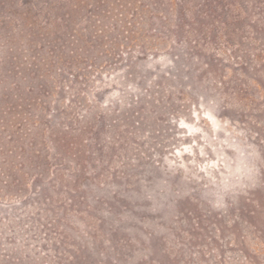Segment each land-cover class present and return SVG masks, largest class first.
Segmentation results:
<instances>
[{
    "label": "rangeland",
    "instance_id": "rangeland-1",
    "mask_svg": "<svg viewBox=\"0 0 264 264\" xmlns=\"http://www.w3.org/2000/svg\"><path fill=\"white\" fill-rule=\"evenodd\" d=\"M104 1L100 15L90 2L72 26L92 19L108 32L106 48L114 28L159 40L139 58L142 34L131 47L123 40L116 63L101 70L130 65L97 94L101 103L121 90L101 137L96 129L84 139L82 161L67 155L43 176L27 166L21 187L0 170V264H264V21L226 28L230 10L213 17L205 0ZM163 57L174 63L162 67ZM133 83L141 91L127 89ZM54 92L53 101L71 96ZM54 108L49 124L60 118Z\"/></svg>",
    "mask_w": 264,
    "mask_h": 264
},
{
    "label": "trees",
    "instance_id": "trees-1",
    "mask_svg": "<svg viewBox=\"0 0 264 264\" xmlns=\"http://www.w3.org/2000/svg\"><path fill=\"white\" fill-rule=\"evenodd\" d=\"M184 1L186 4L192 0ZM13 2H2V5L7 4L9 14L6 20L0 21L7 27L3 28L6 33L0 43V52L3 53L0 57V170L7 178L16 180L15 177L20 176L17 182L21 187L25 182L27 166L35 168L43 176L52 166L59 167V163L55 165L56 161L63 160L67 155L76 157L77 161L83 160L86 154L84 139H90L86 137L94 134L96 129L101 137L99 124L106 120L104 112L110 111V106L114 104L112 99L121 90L114 87L101 103L96 102L95 98L98 93L124 80L126 77L123 74L130 65L114 73H102L101 70L108 63H116L118 50L124 45L123 40L125 45L131 47L140 41L142 32L138 30H146L114 28L113 32H109L111 47L106 48L108 32L104 28H96L92 19H87L91 25L85 28L72 26L76 16L81 10H86L90 2L95 14L100 15L101 0H20V11L15 9ZM205 2L208 7L211 6L213 17L217 14L221 16L218 9L230 10V15L221 21L226 28H239V23L247 17L253 22L256 19L264 21V0H247L246 3L245 0ZM168 3L174 5L173 0H168ZM62 20L65 28H59L58 22ZM196 31L192 30L191 35ZM141 37L144 40L135 58L149 53V49L159 40L158 36L153 35L142 34ZM158 60L165 62L162 67L174 63L173 59L164 57ZM153 65L149 63L146 68ZM99 73L102 74L99 76ZM64 74L71 77L68 79L70 84L62 78ZM166 74L171 75L170 72ZM96 76L100 79L95 80ZM36 78L42 81L37 87L25 84ZM158 78L156 75L150 81L154 88L155 85L160 87ZM57 87L63 93L71 90V96L65 98L62 94L58 99L51 100V95L56 97L54 91ZM139 87V84L133 83L127 89L141 91ZM53 103L57 105L52 110L53 114H59L60 118L49 124L48 112ZM118 103L126 108L138 102L128 103L119 99ZM57 176L66 182L62 168L57 169Z\"/></svg>",
    "mask_w": 264,
    "mask_h": 264
}]
</instances>
